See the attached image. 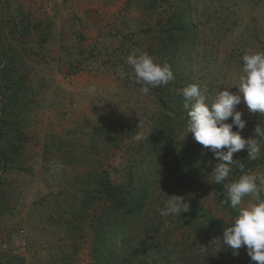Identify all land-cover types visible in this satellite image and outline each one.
Returning <instances> with one entry per match:
<instances>
[{
    "label": "rangeland",
    "instance_id": "obj_1",
    "mask_svg": "<svg viewBox=\"0 0 264 264\" xmlns=\"http://www.w3.org/2000/svg\"><path fill=\"white\" fill-rule=\"evenodd\" d=\"M178 9L188 21L174 27ZM134 49L169 64L174 80L142 94L126 63ZM252 52H264V0H0V264H98L92 244L105 209L117 197L132 206L146 183L132 232L138 249L116 264H256L245 247L238 256L224 249L221 236L239 208L258 202L245 196L232 208L225 184L264 176V139L256 137L257 159L247 147L234 153L253 164L234 165L223 183L214 182L219 161L203 146L195 187L182 178L194 158L183 141L199 144L187 131L183 88L206 86L209 103L224 88L237 93L242 56ZM182 63L188 69L176 68ZM169 87L172 96L162 94ZM236 110L246 125L233 131L255 138L264 115L243 101ZM159 144L158 162L142 169ZM175 156L183 159L174 169ZM174 195L188 210L162 217Z\"/></svg>",
    "mask_w": 264,
    "mask_h": 264
},
{
    "label": "clouds",
    "instance_id": "obj_2",
    "mask_svg": "<svg viewBox=\"0 0 264 264\" xmlns=\"http://www.w3.org/2000/svg\"><path fill=\"white\" fill-rule=\"evenodd\" d=\"M242 61L243 75L239 79L237 93L224 88L209 103L206 86L193 83L182 90L184 107L188 109V133H192L194 139L213 152L219 161L212 171L216 184L227 180L234 165L241 169L244 167L233 158L234 153L245 147L251 159L259 158L261 153V146L256 139L264 137V129L260 125L254 129L255 138L247 139L240 131H233V127L242 130L246 125L242 112L236 110L242 101L249 112L264 115V52L245 53ZM126 63L133 69L135 82L142 85L140 92L145 95L149 94V86L167 85L175 78L169 64L158 63L147 52L139 49L132 50L126 57ZM118 75L123 79L126 73L120 70ZM230 117L232 122L226 123ZM257 181L259 185H264V176L245 173L225 184L228 199L224 203L230 202L232 208L241 205L245 196H255L258 202L251 207L239 208L231 225L224 228L221 243L226 246L224 249H231L234 256H238L240 249L245 247L252 262L264 264V200L260 199L261 188ZM183 205L181 196L174 195L160 209L159 214L162 217L179 215L188 210ZM200 251L207 252V247L201 246Z\"/></svg>",
    "mask_w": 264,
    "mask_h": 264
},
{
    "label": "trees",
    "instance_id": "obj_3",
    "mask_svg": "<svg viewBox=\"0 0 264 264\" xmlns=\"http://www.w3.org/2000/svg\"><path fill=\"white\" fill-rule=\"evenodd\" d=\"M185 12L182 9H178V17L177 21L174 23V27H180L179 23L182 22V24L187 23L188 18L185 16ZM187 20V21H186ZM182 27H188V26H182ZM178 28H173L172 30H177ZM187 35H190V29H183ZM189 50L193 51L195 50L194 42L189 41ZM184 55V54H183ZM185 56V55H184ZM186 57V56H185ZM187 60V59H186ZM187 62V61H186ZM184 67L187 68L186 63H182L177 65L176 68ZM188 69V68H187ZM181 70V69H180ZM166 93L169 96H172V88L169 87L167 90H165L162 94ZM180 110V109H179ZM178 110V113H179ZM181 112H184L181 110ZM262 129H264V122L260 125ZM152 133H155L152 130ZM260 139H264V137H259ZM22 140H25V135L22 134L21 136ZM152 142V141H151ZM201 146L197 143H195L191 138H186L185 141H183L182 147L184 148L185 152H188V156H194L192 160H190L189 166L186 168L185 171H183V179L187 180V183L189 187H195L197 183V179L195 177L197 172L193 165L199 164L200 161V155H201ZM161 147L162 145H158V147H152L148 149L147 153L144 154L143 158L141 159L142 163H140V166L142 169L146 168L147 163L151 162L152 167L158 162V156H161ZM163 148V147H162ZM16 150V148H15ZM3 152H0V158H2ZM5 155V153H4ZM183 158L180 156H175L173 162H171L174 165V169L177 167L178 164L182 161ZM238 161L241 162L246 168L250 167L253 162H250L248 158H243L241 156L238 157ZM147 174V173H146ZM144 185V184H143ZM143 185L140 187L141 191H139L142 195L138 198V200L135 201V203L132 206H129L131 204L125 202L124 198H118L115 202H110L111 205L105 209L104 216L106 218L102 219L99 226L95 230L93 244H92V250L95 258L100 260L98 264H116V258H119L122 256L124 251H129V248H134L136 251L138 247L134 243V239L132 238V232L134 231V220L137 215H140L143 212V206L144 202L146 205V188L143 187ZM147 186V183L145 184ZM144 185V186H145ZM111 196V194H110ZM114 196V194H112ZM116 197V196H114ZM142 210V211H141ZM75 216L73 217L78 223L80 221H83V216L76 214V211H74ZM132 214V215H131ZM143 215V214H141ZM199 216L204 217V213L201 212H193L189 214V216ZM195 219V218H194ZM121 222L120 225V232L117 230V222ZM207 223L210 224V222L205 219ZM211 221V220H210ZM77 224V223H76ZM211 225H215V220L211 222ZM129 245V246H128ZM98 260V261H99ZM142 264H146L145 262H142Z\"/></svg>",
    "mask_w": 264,
    "mask_h": 264
},
{
    "label": "built area",
    "instance_id": "obj_4",
    "mask_svg": "<svg viewBox=\"0 0 264 264\" xmlns=\"http://www.w3.org/2000/svg\"><path fill=\"white\" fill-rule=\"evenodd\" d=\"M20 246H25V241L23 240V242L20 244Z\"/></svg>",
    "mask_w": 264,
    "mask_h": 264
}]
</instances>
